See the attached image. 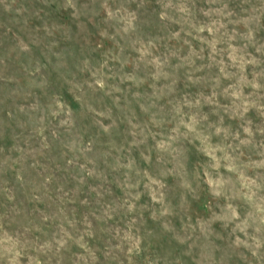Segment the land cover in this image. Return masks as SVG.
I'll return each instance as SVG.
<instances>
[{"label":"rangeland","instance_id":"374dc122","mask_svg":"<svg viewBox=\"0 0 264 264\" xmlns=\"http://www.w3.org/2000/svg\"><path fill=\"white\" fill-rule=\"evenodd\" d=\"M0 264H264V0H0Z\"/></svg>","mask_w":264,"mask_h":264}]
</instances>
